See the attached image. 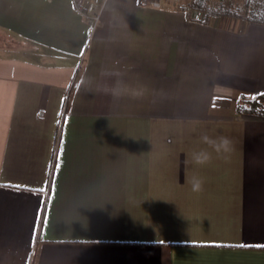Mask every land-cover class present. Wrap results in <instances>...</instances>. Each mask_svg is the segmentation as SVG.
I'll use <instances>...</instances> for the list:
<instances>
[{
  "label": "crops",
  "instance_id": "obj_1",
  "mask_svg": "<svg viewBox=\"0 0 264 264\" xmlns=\"http://www.w3.org/2000/svg\"><path fill=\"white\" fill-rule=\"evenodd\" d=\"M87 4L0 0V264H264V21Z\"/></svg>",
  "mask_w": 264,
  "mask_h": 264
},
{
  "label": "trees",
  "instance_id": "obj_2",
  "mask_svg": "<svg viewBox=\"0 0 264 264\" xmlns=\"http://www.w3.org/2000/svg\"><path fill=\"white\" fill-rule=\"evenodd\" d=\"M176 7L187 10L189 7L198 8L205 17L226 13H235L247 20L264 21V0L235 2L233 0H183ZM239 113L264 114V92L255 95H242L236 105Z\"/></svg>",
  "mask_w": 264,
  "mask_h": 264
},
{
  "label": "clouds",
  "instance_id": "obj_3",
  "mask_svg": "<svg viewBox=\"0 0 264 264\" xmlns=\"http://www.w3.org/2000/svg\"><path fill=\"white\" fill-rule=\"evenodd\" d=\"M203 144H206L208 148L212 149L215 153L230 152L232 149V141L226 136H218L215 138L210 137L206 133L200 137ZM208 148H201L198 151H194L191 154L192 162L197 166H204L212 160V153L208 151ZM203 179L198 176H193L190 180L191 190L193 192H199L203 189Z\"/></svg>",
  "mask_w": 264,
  "mask_h": 264
},
{
  "label": "built area",
  "instance_id": "obj_4",
  "mask_svg": "<svg viewBox=\"0 0 264 264\" xmlns=\"http://www.w3.org/2000/svg\"><path fill=\"white\" fill-rule=\"evenodd\" d=\"M75 8L86 18L91 20L92 22V30L97 26L99 20H100V14L92 13L90 11V6L87 4V0H72ZM149 5L153 7H162L163 1L162 0H149ZM191 15L192 17H195L197 19H202L204 17V14L198 10V9H191ZM42 111V109H41Z\"/></svg>",
  "mask_w": 264,
  "mask_h": 264
},
{
  "label": "rangeland",
  "instance_id": "obj_5",
  "mask_svg": "<svg viewBox=\"0 0 264 264\" xmlns=\"http://www.w3.org/2000/svg\"><path fill=\"white\" fill-rule=\"evenodd\" d=\"M163 1V5L165 6H167V7H171V8H173V7H176V5L179 3V2H182L183 0H162ZM213 1H216V0H213ZM177 8V7H176ZM191 9H198V8H194V7H189V9H187L186 10V12L190 15V17L192 18V19H194V20H199V19H197V18H195V17H192V15H191ZM199 10V9H198ZM202 12V11H201ZM203 13V12H202ZM204 14V13H203ZM2 40H4L2 37H1V35H0V42L2 41Z\"/></svg>",
  "mask_w": 264,
  "mask_h": 264
},
{
  "label": "snow or ice",
  "instance_id": "obj_6",
  "mask_svg": "<svg viewBox=\"0 0 264 264\" xmlns=\"http://www.w3.org/2000/svg\"><path fill=\"white\" fill-rule=\"evenodd\" d=\"M244 247H248L247 245H244ZM261 247H264V246H261Z\"/></svg>",
  "mask_w": 264,
  "mask_h": 264
}]
</instances>
